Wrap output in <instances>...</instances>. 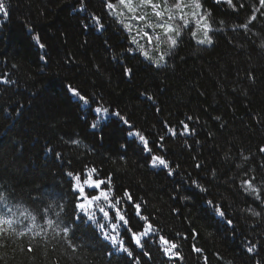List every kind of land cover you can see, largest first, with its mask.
Masks as SVG:
<instances>
[{"label": "trees", "instance_id": "16d2710c", "mask_svg": "<svg viewBox=\"0 0 264 264\" xmlns=\"http://www.w3.org/2000/svg\"><path fill=\"white\" fill-rule=\"evenodd\" d=\"M3 2L0 217L13 224L2 226L0 264H264L260 0H233L234 7L197 0L200 9L194 0H167L170 11L165 0H152L162 17L141 0H132L134 12L119 0ZM177 2L181 9L173 7ZM140 15L145 20L132 18ZM157 23L171 24L179 35L166 36ZM204 23L211 44L198 43ZM154 156L168 167L154 166ZM91 169L94 180L105 181L107 202L83 183ZM69 172L92 190L78 196ZM84 196H100L85 205L93 220L79 209ZM20 205L37 219L23 218ZM116 209L128 223L114 234L113 225L124 223ZM148 224L154 231L138 247L132 234ZM161 236L177 244L178 257L165 253Z\"/></svg>", "mask_w": 264, "mask_h": 264}, {"label": "snow or ice", "instance_id": "6c2138e0", "mask_svg": "<svg viewBox=\"0 0 264 264\" xmlns=\"http://www.w3.org/2000/svg\"><path fill=\"white\" fill-rule=\"evenodd\" d=\"M225 2L230 6V7H234L233 5V0H225ZM119 4L120 5H123L125 8H127L130 12H134L136 9L135 7H133L132 5V0H119ZM141 4L142 5H145V6H151L155 11H154V15L156 17H162L164 15V12L163 11H159V10H156V9H159L161 8V5L159 4H154L152 3V0H141ZM167 4V0H165V8H164V11H170V9L166 6ZM260 4L262 6H264V0H260ZM108 8L110 9H114L115 6L111 3H109L108 5ZM186 6V5H185ZM174 8L176 9H181L182 8V3L181 2H177L173 5ZM194 7L196 9H200L201 5L197 2V0H194ZM0 13H3L5 16L7 15V11H6V7H5V4L3 2V0H0ZM193 15H196V13H193ZM133 19H138V20H145V16L144 15H140V16H134L132 17ZM174 19V17L172 15H169L168 16V20H172ZM181 20H183V17H181ZM206 20V16H201L200 17V21H205ZM252 20H255V16H253L251 18V20H249V23H251ZM97 23L99 24V20H97ZM184 26L186 27L187 26V21H184ZM147 27H153V25L151 24H148ZM155 27H158V28H162L164 29V34L167 36L168 33L170 32H175L176 35H179V32L177 29H174L173 26L171 24H164V23H157L155 25ZM205 31H204V39L202 40H199L198 43L200 44H205V43H208V44H211L212 43V40L211 38L209 37L208 35V31H210V25L207 24V23H204L203 25ZM241 27H244L245 29L247 28V24H244L242 25ZM145 37L148 38V41L149 43L152 42L153 40V37L148 33V32H144L143 33ZM193 35H195V33H193ZM156 39H159L158 37H156ZM168 40L170 42V45L171 46H175L176 45V40L173 39L171 36H168ZM41 47H43V45H41ZM262 47H264V45H262ZM145 56L147 57V53H145ZM163 59V57H161V60ZM129 71V74H130V70ZM72 94L74 96H77L79 98V100L83 101L85 105H87L89 103V101L85 98L84 95H82L79 91H77L76 89H73L70 87L69 89ZM95 111L97 113H100L101 111H104V112H107V109H101V108H96ZM116 116H120L119 113H115ZM121 119H123V117H120ZM189 119H191V117H189ZM125 123H127V121H125ZM93 127H95V125H93ZM184 128L185 130L187 131L188 130V125L187 124H184ZM135 135L139 136L141 141L144 142L145 146H147V140H145V138L143 136H141L139 133H135ZM261 151H264V149H261ZM153 165L155 166V164L159 163V165H162L164 166L165 168L168 167V164L167 162L162 159V158H159V157H153ZM96 170L95 169H91L89 171V173L87 174V178L83 180V183L84 184H87L89 185L90 187H94L96 189H99L101 184H104L105 181L103 180H94L92 178V173H94ZM69 176H71L75 181H76V190L79 191V193H81V195H83L84 193V188L81 186V176L80 175H75L73 176V173L69 172L68 173ZM246 187L251 189V191L255 192L257 191L255 187H253V185L251 184V181H245L244 182ZM127 196V198L131 201V196L128 195L127 193L125 194ZM100 196H103V199L107 202L109 200V194L107 192H101ZM100 196H92L91 198H88L87 196H84V199L87 201V204L88 205H92L93 204V201H98L100 199ZM120 201L119 200H116L115 203H110L109 204V207L111 208H115L116 207V204H119ZM211 203V202H210ZM136 209H137V214L139 215V208H140V205H135ZM79 208L81 209L82 212H84L85 215L88 216V219L89 220H93L94 219V215H89L87 213V211L85 210V204L84 203H81L79 205ZM101 212H103V215L104 217L107 219L109 217V213L107 211H104L103 208L100 209ZM216 211L219 213V215L223 216L224 213L222 211H220L219 208L216 209ZM253 215H259L258 213H253ZM116 216L119 218L120 221H123L125 224L128 223V221L125 219L124 215H121L119 209H116ZM31 219L33 220V222L35 221V217H31ZM141 219H144V220H147L146 217H141ZM48 226L49 227H52L53 225V221L49 220L48 222ZM230 223V221H229ZM12 224H13V221L11 219H4L3 217H0V239L3 238L4 234L7 232L6 229H3L2 226L3 225H7L8 226V229H11L12 227ZM103 227V226H101ZM115 225H113V229L115 230ZM29 231H31V229H29ZM64 233L67 234V228H65L64 230ZM151 231H154L153 228H152V225L151 224H148L147 225V228L145 229L144 232L142 233H133L132 236H133V240L135 242V244L138 246V247H142V238L144 236H147L149 234V232ZM19 235H24L23 232L19 233ZM36 235H40L39 232L36 233ZM57 235H59V233H57ZM105 239H110L111 242L113 243V245L115 246L117 243H119L121 245V248L124 252H127L128 255L131 256V252L128 251V248L126 247H123V242L118 240L117 236H108L107 233H105ZM159 242L161 243V245L164 246L163 250L165 251L166 254H171V256H176L178 257L179 254L174 252L173 250L177 248V244L167 240L165 237L161 236L160 239H159ZM29 252H32L33 251V248L32 246L30 245L27 249ZM197 252H199L200 250L199 249H196ZM249 252H252L253 251V248H249L248 249Z\"/></svg>", "mask_w": 264, "mask_h": 264}]
</instances>
